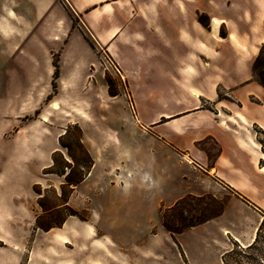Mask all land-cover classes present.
Wrapping results in <instances>:
<instances>
[{
	"label": "crops",
	"instance_id": "0c3cea01",
	"mask_svg": "<svg viewBox=\"0 0 264 264\" xmlns=\"http://www.w3.org/2000/svg\"><path fill=\"white\" fill-rule=\"evenodd\" d=\"M263 43L264 0H0L10 111H34L52 94L80 99L103 53L135 112L131 169L115 187L129 196L128 221L117 216L114 235L99 236L67 218V232L43 235L60 247L31 249L37 264H222L230 245L250 246L264 218V87L252 69ZM61 104L81 123V101ZM207 195L224 199L219 215L174 240L150 233L161 207Z\"/></svg>",
	"mask_w": 264,
	"mask_h": 264
},
{
	"label": "rangeland",
	"instance_id": "374dc122",
	"mask_svg": "<svg viewBox=\"0 0 264 264\" xmlns=\"http://www.w3.org/2000/svg\"><path fill=\"white\" fill-rule=\"evenodd\" d=\"M72 21L77 26V20ZM104 56L100 54V63ZM104 66L97 64L95 79L80 99L52 94L42 102L36 98V110L15 114L4 104L9 100L8 82L0 76V259L5 264H37L39 258L31 256V249L60 247L43 235L67 232L62 230L67 218L91 222L99 236L114 235L120 227L117 216L128 221L129 196L115 187L131 169L127 139L132 136L129 117L134 118L135 112L124 79ZM10 67L0 64V72ZM260 78L264 80V70L258 64L253 80ZM63 100L75 106L81 101V113L73 111L81 123L68 112L67 104H61ZM167 162L172 163L168 156ZM85 179L82 187L75 188ZM223 201L211 195L185 197L179 206L161 207L154 227L151 211L141 229L168 233L164 222L173 230H186L219 215ZM228 252L222 264H264V224L251 248L232 244Z\"/></svg>",
	"mask_w": 264,
	"mask_h": 264
},
{
	"label": "trees",
	"instance_id": "16d2710c",
	"mask_svg": "<svg viewBox=\"0 0 264 264\" xmlns=\"http://www.w3.org/2000/svg\"><path fill=\"white\" fill-rule=\"evenodd\" d=\"M202 18L203 17H199V21L201 22V23H203V21H202ZM87 42H88V40H87ZM89 43V45L92 47V45L90 44V42H88ZM258 64H260L261 65V67H262V69L264 70V43L262 44V46H261V48H260V51H259V54H258V56L256 57V59L254 60V62H253V65H252V69H253V71H255V67L258 65ZM53 66H54V68H55V70H54V74H53V81H52V88H53V91H55L56 90V79H57V77H58V68H57V63H56V61H54L53 62ZM259 85H261L262 87H264V80L263 79H259L258 81H256ZM67 148V147H66ZM84 154H85V156H86V158H87V160H88V163H91L92 161H91V158L89 157V155H88V153L87 152H84ZM82 181V180H81ZM80 181V182H81ZM182 203V200H179L178 202H176V204L174 205V207L175 206H179L180 204ZM72 216H74V214H72ZM199 223H197V224H192V225H189V227H194V226H196V225H198ZM263 224H264V218H263V220H262V222L260 223V225H259V227H258V230H257V232H256V237H255V240H254V242L250 245V246H248L249 248H251L252 247V245H254V244H256L257 243V241H258V238H259V233H260V231H261V229H262V226H263ZM162 226L164 227V229L171 235V237L173 238V235H178V234H180V233H182L183 231H184V229L182 228V229H177V230H173V229H171V228H169L164 222L162 223ZM173 240H174V238H173ZM229 252H227L224 256H223V258H222V261L224 260V258L226 257V255L228 254Z\"/></svg>",
	"mask_w": 264,
	"mask_h": 264
},
{
	"label": "built area",
	"instance_id": "2783aa9c",
	"mask_svg": "<svg viewBox=\"0 0 264 264\" xmlns=\"http://www.w3.org/2000/svg\"><path fill=\"white\" fill-rule=\"evenodd\" d=\"M104 60H105V62H104V63H100V65H101V66H102V65H105V66H104V69H105V70H107L108 67H109V68H112L117 74H120L118 68L113 64V62H111V60H110L109 58H107V57L104 56ZM131 106H132V105H131ZM132 109H133V107H132Z\"/></svg>",
	"mask_w": 264,
	"mask_h": 264
}]
</instances>
